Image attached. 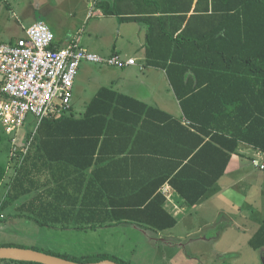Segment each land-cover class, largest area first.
I'll use <instances>...</instances> for the list:
<instances>
[{
    "label": "trees",
    "instance_id": "1",
    "mask_svg": "<svg viewBox=\"0 0 264 264\" xmlns=\"http://www.w3.org/2000/svg\"><path fill=\"white\" fill-rule=\"evenodd\" d=\"M119 8L106 13L120 16ZM155 16L145 18L146 58L166 72L183 117L101 88L81 115L72 110L42 121L0 211L40 192L15 218L56 230L136 223L165 232L178 223L165 206L166 184L195 206L224 177L240 144L264 154V0H199L190 17ZM249 245L264 257V222ZM96 255L97 262L119 263Z\"/></svg>",
    "mask_w": 264,
    "mask_h": 264
},
{
    "label": "crops",
    "instance_id": "2",
    "mask_svg": "<svg viewBox=\"0 0 264 264\" xmlns=\"http://www.w3.org/2000/svg\"><path fill=\"white\" fill-rule=\"evenodd\" d=\"M44 1L49 3L50 0H0V41L11 44L24 37L25 30L29 28L26 26V19L31 20L33 15L38 12L37 7L44 5ZM198 1L193 0L190 8L189 0H66L60 5L61 12H58V15H62L63 18H61L62 23L57 26L59 31L54 33L55 45L58 48H64L73 39H77L82 47L104 58L119 56L124 61L134 59L136 61L134 65L122 68L109 66L110 71L103 72L108 77L107 81L110 82L107 87L164 110L179 119L183 117L182 110L172 91L166 72L148 65L145 47L149 27L145 22V18L150 15H156L155 18H158L164 14L187 15L190 17L194 15ZM115 6L120 7L119 9L122 12L120 16L106 13L114 9ZM49 15L51 14L46 13L45 19H37L32 25L39 21L46 23ZM122 18L137 21L128 22L123 21ZM64 29H66V33L62 32ZM74 31L75 33H73ZM85 63L90 65L89 62ZM161 79L164 81L162 89L169 92V94H161V97H164V95L170 96L167 100L161 98L156 100L157 97L153 96V87L157 89L160 86ZM150 81L155 82L151 83ZM2 82L1 77L0 84ZM1 100H3V93L0 94ZM176 105L180 109L179 113ZM174 112L180 114V116L178 117ZM21 137L19 139L20 144L24 142L25 135L22 140ZM246 158L252 161L254 169L250 168L245 160ZM9 159L8 170L12 171L11 166L14 169L17 163L11 160L10 155ZM254 162L264 165V154L246 144H240L237 154L232 156L224 177L195 206L188 205L169 184H166L162 189V193L167 199L165 206L167 211L176 217L178 221L176 227L171 230L155 232L136 223H123L106 228L111 230L131 228L143 234L150 233L151 236L154 235L155 238H158V241L163 243L177 239L180 240L179 246L185 247L186 245L182 243L183 239L194 238L196 235L203 234L204 230L209 228L212 230L215 226L218 230H221V234L230 232L233 238L245 236L249 244V240L258 232L264 222V214H262L258 204L254 203L247 206V198L255 190L253 188L255 184L248 183V179L262 170L260 167H256ZM8 176V182L5 180L0 181V201H3L7 195L15 173L13 172ZM233 192H236L238 200L232 198ZM39 193H33L31 196L21 199L15 205L14 210L18 211L19 206L25 201L33 199ZM17 211V215L21 214ZM181 218L183 219L181 220ZM222 218L225 222L219 228L217 224L220 223ZM194 223H198V225L194 227ZM76 228L72 227L66 230L70 232L83 231ZM49 231L60 234V231L56 229H49ZM170 242L169 245L172 244Z\"/></svg>",
    "mask_w": 264,
    "mask_h": 264
},
{
    "label": "rangeland",
    "instance_id": "3",
    "mask_svg": "<svg viewBox=\"0 0 264 264\" xmlns=\"http://www.w3.org/2000/svg\"><path fill=\"white\" fill-rule=\"evenodd\" d=\"M64 1L66 0H50L49 3L44 1V5L37 7L38 12L33 15L31 20L26 19V26L30 27L37 19H45V14L50 13L51 15L47 16L46 23L53 33H57L59 31L57 26L62 23L61 18H63L62 15H58V12H61L60 5ZM62 32L66 33L67 31L64 29ZM89 63L90 65L83 63L80 67L74 86L73 110L77 116L84 113L98 89L104 86L107 87L110 83L107 81L108 77L103 74V72L110 71L108 65ZM150 82L154 83L155 81ZM159 83L160 86L157 89L152 86L153 96L157 97L156 100L158 98L169 99L170 96L168 95L161 97V94H169V92L162 89L163 79ZM176 106L179 113L180 109L178 105ZM178 113L176 114L179 117L180 114ZM29 124L30 126L26 129L27 132L25 133L24 130L21 140L24 135L25 138H28L37 125L32 120ZM8 130L9 126H5L0 117V181L5 180L6 182L9 181L8 175L14 172L13 166H11L12 171L8 170L10 165L9 155L11 157V154H14L13 149L15 148L19 149L15 154H21L26 144L25 140L21 144L20 140H17L18 146H14V135H9ZM245 160L250 168L254 169L252 161L247 158ZM13 161L17 163V158ZM258 172L257 175L248 179V183L255 184L253 187L255 190L251 194L249 193L247 206L256 203L261 208L262 214H264V170ZM232 198L239 199L236 192L232 193ZM0 202L1 207L3 201ZM15 205L8 210L0 211V247L38 248L78 259L83 256L94 262H97V258H100L96 254L106 252L112 258H116L120 264H264L262 251L252 249L245 236L233 238L230 232L221 234V230H218L215 226L212 230L211 228L206 229L203 234L196 235L194 238L183 239L182 243L186 246L180 247L178 244L180 240L174 239L172 242L169 240L167 243H163L158 241V238H155L154 235L151 236L150 233L143 234L131 228L114 230L100 228L71 232L65 229L59 230L60 234L51 232L48 228L38 226L34 219L15 218L14 215H17V210H14ZM224 222V218L220 219V223L217 224L219 228ZM197 225L198 223L193 224L194 227ZM169 242L172 244L169 245Z\"/></svg>",
    "mask_w": 264,
    "mask_h": 264
},
{
    "label": "built area",
    "instance_id": "4",
    "mask_svg": "<svg viewBox=\"0 0 264 264\" xmlns=\"http://www.w3.org/2000/svg\"><path fill=\"white\" fill-rule=\"evenodd\" d=\"M55 35L42 21L25 30V36L14 44L0 41V75L4 80L0 117L14 135L13 145L18 146L24 130L35 122L34 132L25 138L22 153H26L40 124L45 119L59 118L73 110L74 86L80 67L85 62L124 67L135 64L134 59L122 60L119 56L104 58L80 47L69 44L53 48ZM27 132V131H26ZM11 160L26 154H15ZM264 170V165L254 162Z\"/></svg>",
    "mask_w": 264,
    "mask_h": 264
},
{
    "label": "water",
    "instance_id": "5",
    "mask_svg": "<svg viewBox=\"0 0 264 264\" xmlns=\"http://www.w3.org/2000/svg\"><path fill=\"white\" fill-rule=\"evenodd\" d=\"M0 260H12L37 264H119L111 260H103L94 263H77L32 249L19 247H0Z\"/></svg>",
    "mask_w": 264,
    "mask_h": 264
}]
</instances>
